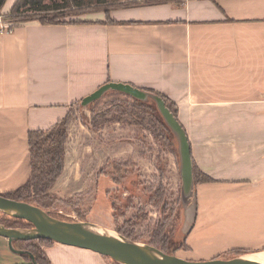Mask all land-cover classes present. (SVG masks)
<instances>
[{"label":"crops","instance_id":"obj_1","mask_svg":"<svg viewBox=\"0 0 264 264\" xmlns=\"http://www.w3.org/2000/svg\"><path fill=\"white\" fill-rule=\"evenodd\" d=\"M113 82L175 102L192 159L214 180L196 185L191 251L180 257L263 251L264 0H171L0 28V194L29 180L30 131L50 129ZM9 248L0 237V264H27ZM44 252L51 264H111L58 243Z\"/></svg>","mask_w":264,"mask_h":264},{"label":"rangeland","instance_id":"obj_2","mask_svg":"<svg viewBox=\"0 0 264 264\" xmlns=\"http://www.w3.org/2000/svg\"><path fill=\"white\" fill-rule=\"evenodd\" d=\"M71 1L44 2L46 6L67 4L66 9L60 10L35 13L22 9L20 15L15 16L8 11L0 15V22L11 27L25 20H51L52 17L79 21L98 11L110 14L119 8L156 5L171 0H93L96 2L81 7ZM133 101L132 97L113 91L87 107L81 103L73 106L64 147L65 168L51 191L55 197L53 204L47 210L41 209L66 222L97 225L116 234L120 230L131 242L163 250L170 245L169 241L174 247L186 241L185 232L181 230L184 205L178 145L159 112L154 115L171 131L170 136L159 122L153 120L150 126L131 122L104 123L105 115L125 112L129 108L127 104ZM133 120L143 122L151 117ZM0 221L13 223L1 212ZM199 245V242L193 244L197 249ZM8 252L15 254L10 248ZM178 254L182 256L183 252ZM108 260L111 264H120Z\"/></svg>","mask_w":264,"mask_h":264},{"label":"water","instance_id":"obj_3","mask_svg":"<svg viewBox=\"0 0 264 264\" xmlns=\"http://www.w3.org/2000/svg\"><path fill=\"white\" fill-rule=\"evenodd\" d=\"M119 92L125 96H130L141 102H154L158 112L162 115L168 128L173 132L178 145L180 160V175L182 179V203L183 226L181 230L185 232V240L193 230L198 212L197 189L194 174V160L192 159V147L186 130L183 128L175 114L173 115L162 97L141 90L133 85L122 83H108L98 88L97 91L85 97L81 102L82 106H89L97 102L108 92ZM0 212L14 218L27 221L34 227L32 229L20 230L8 229L0 224V237L9 240L10 249L18 255H30L33 263L37 264L34 255L29 251H20L14 247L15 241L27 240H50L55 244L68 247H76L82 250H89L105 256L120 264H243L233 259H210L208 261H190L182 257L168 255L152 246H145L131 242L116 234L117 239H112L105 235L86 230L88 224L82 222H66L53 218L48 212L39 209L29 203L8 199L0 195Z\"/></svg>","mask_w":264,"mask_h":264},{"label":"trees","instance_id":"obj_4","mask_svg":"<svg viewBox=\"0 0 264 264\" xmlns=\"http://www.w3.org/2000/svg\"><path fill=\"white\" fill-rule=\"evenodd\" d=\"M8 0H0V15L2 14V10L5 7V4ZM46 0H18L16 4L10 10L12 15H20L22 9H27L26 12H42V11H51V10H60L66 9V5L55 4L46 6L44 2ZM54 2L55 0H49ZM97 2L100 0H96ZM93 0H81V2H77L76 0H72L73 4H76V7H81L84 4H92V2H96ZM75 2V3H74ZM107 2V1H106ZM66 3H69L66 1ZM32 20V19H31ZM36 20V19H34ZM43 24L51 25V24H66V20L58 19L57 17H52L51 20H41ZM30 21V20H25ZM24 22V21H22ZM21 23V22H20ZM16 25V24H15ZM13 30V25L12 29ZM144 90V89H143ZM150 93H153L157 96H160L165 100L167 107L171 111V113L177 117L179 120V114L177 110V106L175 102L167 99L164 95L160 93H155L150 90H146ZM129 107L125 112H116L114 111L113 114L105 115L106 120L104 123H129L132 124L136 123L137 125L144 126L145 124L150 126L154 122H159L161 126L168 132L170 136L171 131L167 128L164 122L161 120H157L154 113H158L157 108L154 102L147 103L141 102L139 100H135L132 103L127 104ZM70 114V113H69ZM65 118L62 121H59L53 127L47 130H39V131H30L28 137V148L30 152V164H31V173L29 176V180L25 185L9 194H0L8 199H14L20 202L29 203L33 206L38 207L39 209L47 210L53 204V195L51 191L57 184L58 180L63 174L65 168V143L68 138L67 126H68V119ZM146 116L151 117V120L143 122L134 121L133 118L144 119ZM153 120V121H152ZM156 124V123H155ZM158 124V123H157ZM145 125V126H146ZM194 174L196 185L203 184V183H211L214 180L209 177L208 175L202 174L199 170L197 165L194 162ZM55 198V197H54ZM50 202V203H49ZM2 213V212H1ZM7 219L10 221L12 220V224H5L0 221L1 225H4L6 228H16V229H32L34 226L29 222H25L21 219L10 217L4 213H2ZM53 218H57L59 220L64 221L63 219L59 218L58 216L52 215L49 213ZM82 221L86 220L85 218L81 219ZM118 233L125 238L129 237L123 233L122 231H118ZM131 238V237H130ZM170 244L166 249L159 250L165 252L168 255L178 256L179 252H190V248L187 245V242L184 241L183 244L174 247V243L171 241L167 242ZM55 243L50 240H27V241H15V248L20 251H29L31 254L34 255L35 261L37 264H51V261L47 254L44 252V247L54 245ZM174 248L173 251H170L171 248ZM264 251V250H263ZM253 252H249L243 249L233 250L226 253L225 257H232V258H239V256L251 254ZM23 258L27 262V264H34L33 259L30 255H23ZM221 258V257H220ZM110 259V258H109ZM218 259V258H217Z\"/></svg>","mask_w":264,"mask_h":264},{"label":"bare ground","instance_id":"obj_5","mask_svg":"<svg viewBox=\"0 0 264 264\" xmlns=\"http://www.w3.org/2000/svg\"><path fill=\"white\" fill-rule=\"evenodd\" d=\"M85 229L90 230L94 233L100 234V235H105L107 237H110L112 239H117L118 236L111 231L106 230L105 228H101L97 225H92V224H87L85 226ZM238 261H240L243 264H264V251H257L251 254H246L239 256Z\"/></svg>","mask_w":264,"mask_h":264},{"label":"built area","instance_id":"obj_6","mask_svg":"<svg viewBox=\"0 0 264 264\" xmlns=\"http://www.w3.org/2000/svg\"><path fill=\"white\" fill-rule=\"evenodd\" d=\"M184 1H187V0H184ZM12 27V26H11ZM7 23L5 24V23H3V22H0V28H1V30L4 32H10L11 31V28Z\"/></svg>","mask_w":264,"mask_h":264},{"label":"flooded vegetation","instance_id":"obj_7","mask_svg":"<svg viewBox=\"0 0 264 264\" xmlns=\"http://www.w3.org/2000/svg\"><path fill=\"white\" fill-rule=\"evenodd\" d=\"M218 259H221V258H218Z\"/></svg>","mask_w":264,"mask_h":264}]
</instances>
